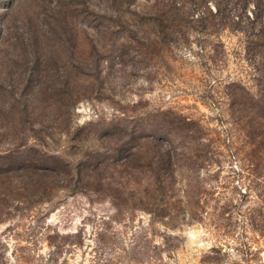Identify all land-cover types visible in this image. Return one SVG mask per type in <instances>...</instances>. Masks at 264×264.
<instances>
[{
    "label": "rangeland",
    "instance_id": "1",
    "mask_svg": "<svg viewBox=\"0 0 264 264\" xmlns=\"http://www.w3.org/2000/svg\"><path fill=\"white\" fill-rule=\"evenodd\" d=\"M259 0H0V264H264Z\"/></svg>",
    "mask_w": 264,
    "mask_h": 264
},
{
    "label": "trees",
    "instance_id": "2",
    "mask_svg": "<svg viewBox=\"0 0 264 264\" xmlns=\"http://www.w3.org/2000/svg\"><path fill=\"white\" fill-rule=\"evenodd\" d=\"M259 2H262V3H257V7L259 8V11L261 13L264 11V0H259ZM263 28H264V26H263Z\"/></svg>",
    "mask_w": 264,
    "mask_h": 264
}]
</instances>
